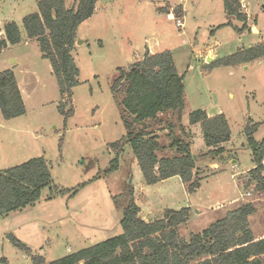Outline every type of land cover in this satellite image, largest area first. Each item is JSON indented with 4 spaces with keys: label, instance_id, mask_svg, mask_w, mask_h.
Returning a JSON list of instances; mask_svg holds the SVG:
<instances>
[{
    "label": "rangeland",
    "instance_id": "1",
    "mask_svg": "<svg viewBox=\"0 0 264 264\" xmlns=\"http://www.w3.org/2000/svg\"><path fill=\"white\" fill-rule=\"evenodd\" d=\"M67 1L71 4V0ZM103 1L107 6L105 18L100 16L101 23L96 16L87 19L79 28V38L74 43L78 46L71 51L79 69V83L73 88L74 114L66 127L57 109L60 101L57 81L37 45L22 42L0 55V68L8 67L16 59L18 65L27 66L35 75L33 81L29 80L31 93L24 103L25 113L10 120L1 118L0 113L4 126L20 130L0 132V170L42 156L52 176V183L41 191L33 205L0 216V259L7 260L0 264H35L10 242L9 234L27 245L33 255L43 257L42 264H48L122 232L121 211L116 209L113 196L123 192L130 178L137 188L145 182L129 144L119 156V168L102 176L115 155L108 143L125 134L110 87L116 68L143 59L146 46L171 50L178 72L184 75L183 116L197 108L222 110L228 117L236 145L233 156L218 161L221 170L208 168L202 173L205 177L198 192L190 198L191 204L198 205H192L187 223L178 225L180 235L188 239L192 233L201 232L222 218L225 211L235 209L232 199L239 191L240 171L255 165L244 126L249 119L258 122L254 138L257 141L264 138V62H253L247 68L220 66L209 73H204L203 66L212 61L211 54L222 57L264 39V0H240L242 11L251 19L257 18L252 23L258 27V33L249 28L239 33L232 26L214 30L226 21L223 0H169L183 4L181 27L175 24V19L157 10L163 5L175 6L166 0ZM36 2L5 0L0 5V17L6 22L12 16L24 33L21 18L37 10ZM11 4L14 9L8 8ZM234 20L241 26L240 21ZM100 37L103 46L97 41ZM206 55L211 61L203 58ZM159 119L163 121L165 115ZM148 124L151 129L162 131V141L168 142L162 122ZM234 172L238 173L233 175ZM245 175L240 179L245 181ZM78 185L82 186L73 195L56 194L53 190L54 186L71 189ZM169 185L162 203L157 200L158 193L153 192L155 205L168 204L174 209L188 206L185 189L174 181ZM253 189H247L251 193L247 198L256 208L249 216V226L254 237L259 238L264 236V193ZM169 195H173L172 200ZM197 209L199 214L195 213Z\"/></svg>",
    "mask_w": 264,
    "mask_h": 264
},
{
    "label": "trees",
    "instance_id": "2",
    "mask_svg": "<svg viewBox=\"0 0 264 264\" xmlns=\"http://www.w3.org/2000/svg\"><path fill=\"white\" fill-rule=\"evenodd\" d=\"M97 1L76 0L75 6L66 8L65 0H37V10L21 18L26 37L37 42L41 56L51 65L60 93L57 109L64 118L65 127L74 114L73 88L79 83V69L71 51L78 26L92 16ZM223 8L227 21L214 30L232 26L241 33L247 28V17L241 9L240 0H223ZM158 11L172 14L175 19L184 15L181 5H167L158 8ZM233 19L243 25L237 28L232 23ZM1 32L0 51L8 45L22 42L20 27L14 20L6 21ZM263 59L264 40L212 60L203 69L204 73H209L215 67H237ZM142 65L144 68H141ZM183 77L170 50L157 53L146 50L140 61L116 68L110 89L119 106L125 134L108 143L115 155L102 171V176L119 168V156L124 146L129 144L145 184L152 185L179 176L187 193L198 190L202 177L196 171L191 152L192 134L182 123L185 109ZM25 111L14 71H0L2 117L12 119ZM160 115H165L163 121L159 119ZM156 120L163 123V130H166L164 137L168 142H163L162 137L151 130L148 122ZM196 123L200 124L203 141L208 147L204 156L209 160L220 158L225 152L220 145L231 136L224 113L209 116L203 109L192 110L189 112V124ZM257 126L258 123L251 119L244 126L255 165L246 172L243 183L245 190L253 187L257 193H264V138L255 140ZM51 183L50 167L42 156L0 170V216L33 205L41 191ZM81 186L71 189L54 186L53 190L56 194L73 195ZM113 200L116 209L121 211L120 234L80 248L48 264H264V236L255 238L249 226V216L256 210L252 202L227 211L206 229L185 239L178 232V225L190 218L189 207L165 209L162 218L145 221L139 216L140 208L135 202L131 183L120 195L113 196ZM8 238L35 264L45 262L43 257L33 255L31 249L12 234ZM0 262L7 263V260L2 258Z\"/></svg>",
    "mask_w": 264,
    "mask_h": 264
},
{
    "label": "crops",
    "instance_id": "3",
    "mask_svg": "<svg viewBox=\"0 0 264 264\" xmlns=\"http://www.w3.org/2000/svg\"><path fill=\"white\" fill-rule=\"evenodd\" d=\"M5 0H0V5L4 2ZM166 1H168L171 5H181L182 6V8H183V4H180L179 2H170L169 0H166ZM68 3V1L67 0H65V6H66V8H71L72 7V5H75V3H76V0H71V4H67ZM164 6V5H163ZM163 6H160V7H163ZM247 6V5H246ZM160 7H158V8H160ZM8 8H10V9H14V7H13V5L11 4V5H9V7ZM158 8H157V10H158ZM246 8V7H245ZM224 9V8H223ZM183 10H184V8H183ZM245 10V9H244ZM106 11H107V6L105 5V2L103 1V0H98L97 2H96V6H95V10H94V13L92 14V16H96L97 18H99V22H100V16L102 17V18H105V14H106ZM185 11V10H184ZM224 13H225V11H224ZM245 14H246V17H247V20H246V25H247V29L249 28L252 32H254V33H258L259 32V29H258V27L256 26V24H254L255 22H256V20H257V18H254V19H251V17H249V14L247 13V12H244ZM169 18H171V19H175L174 17H173V15L172 14H169V13H165ZM91 16V17H92ZM91 17H89V18H91ZM9 19H11V20H14V18L11 16V17H8ZM88 18V19H89ZM182 19V18H181ZM5 18H1L0 17V29L2 30V28H3V24H4V22H5ZM15 21V20H14ZM103 21H105V19H103ZM226 21H227V18H226ZM225 21V22H226ZM235 20L233 19L232 20V23H233V25L234 26H236L237 28H240L242 25H243V23L241 22V26H237L236 24H235V22H234ZM252 21H254V23H252ZM84 22H86V20L85 21H83L79 26H78V28H77V32H76V39H78L79 38V35H78V31H79V28L84 24ZM224 22V23H225ZM101 23V22H100ZM223 24V23H222ZM219 25H221V24H219ZM101 26V25H100ZM107 27H108V24L105 22V25H104V28H106L107 29ZM20 31H21V29H20ZM210 33H213L212 31H210ZM21 35H22V42H23V44H27V43H30V44H36L37 45V42L35 41V40H30V39H28L27 37H26V34H25V32L24 33H22V31H21ZM262 40H264V39H262ZM261 40V41H262ZM76 41V40H75ZM97 41H99V43H100V46H103V42H102V39H101V37L100 38H98V40ZM21 42V43H22ZM80 42H82V41H77V43H80ZM258 42H260V41H258ZM258 42H256V43H258ZM20 43V44H21ZM256 43H254V44H256ZM253 44V45H254ZM13 46H15V45H8L6 48H4L2 51H0V55L1 54H3V53H6V52H9L10 50H11V48L13 47ZM78 46V45H77ZM77 46L75 47V45H74V47H73V49L72 50H75L76 48H77ZM252 46V45H251ZM37 47H38V45H37ZM248 47H250V46H248ZM239 48H242V47H239ZM157 49H159V50H157ZM157 49H153V48H149V47H147L146 46V50H148L150 53H157V52H160V51H163V50H170V49H168V48H164V49H160V48H157ZM145 50V51H146ZM145 51H144V53H145ZM171 51V50H170ZM172 53V52H171ZM208 53L209 54H211L210 53V51H208ZM234 53V52H233ZM230 54H232V53H230ZM144 55V54H143ZM143 55H142V58H143ZM173 55V54H172ZM227 55H229V54H227ZM211 56H212V58H211V60H216V59H218V58H221V57H218V58H215V56H213L212 54H211ZM226 56V55H225ZM74 57V56H73ZM223 57V56H222ZM205 60L206 59H208V55H206L205 57H203ZM173 59H174V57H173ZM75 60V59H74ZM6 62V61H5ZM203 62H204V60H203ZM257 63H262V62H264V59L263 60H261V61H256ZM4 63V62H3ZM8 63V62H7ZM207 63L205 62L204 63V65H206ZM251 63H249V64H244V65H240V66H245L244 68H247L248 67V65H250ZM8 65V67H6V66H4V68H0V71H2V70H5V69H12L13 71H14V73H15V76H16V80H17V84H18V87H19V89H20V92H21V96H22V98H23V101H24V103H25V101L27 100V99H29L30 98V93H31V91L29 90V80L31 79L32 81L34 80V78H35V75L33 74V72H31L30 70H29V68L27 67V66H25V65H18V63L16 62V59L15 60H11V64H7ZM10 65H12L11 67H10ZM179 74H181V73H179ZM182 75V74H181ZM78 81H79V79H78ZM197 109H199V108H197ZM201 109V108H200ZM193 110H195V109H193ZM203 110H205L206 111V113L209 115V116H212V115H215V114H218V113H224L222 110H206V108H204ZM192 111V110H191ZM1 113V112H0ZM224 115H225V117L227 118V120H228V117L226 116V114L224 113ZM1 118H2V115H1ZM13 119V118H12ZM69 119H71V118H69ZM68 119V120H69ZM10 120V119H9ZM67 120V121H68ZM182 122H183V125H185L189 130H190V132H191V134H192V138H191V152H192V154L196 157V159H195V163H196V171H197V173H198V175L200 176V177H202V173L206 170V171H208V168H212V169H215V170H221V168H220V166H219V164H218V161H222L224 158H226L227 156H233V150L235 149V147H236V145H235V142L233 141L234 139V136H233V132H232V130H231V128H230V130H231V136H230V139L228 140V141H226V142H224V143H222L220 146H222V147H224L225 148V152L224 153H222V156L220 157V158H218V159H214V160H209L208 158H206L204 155H205V153H206V151L208 150V147L205 145V143H204V141H203V138H202V132H201V127H200V124L199 123H196V124H193V125H190L189 124V115L187 116V117H184V116H182ZM255 123H258V122H255ZM228 124H229V120H228ZM5 124H3V120L2 119H0V132H3V131H10V132H15V131H17V132H19L20 130L19 129H17V128H8L7 126H4ZM199 126V127H198ZM229 127H230V124H229ZM151 130H153L154 132H156L157 134H159L160 135V133L162 132V131H159V130H155V129H151ZM163 132H166V130H163ZM256 140V139H255ZM242 145H244V143L242 142ZM228 151H230V152H228ZM168 154H170V151H168ZM135 158V157H134ZM232 161V163H234L235 162V160H231ZM135 164H137V161H136V159H135ZM138 165V164H137ZM253 168V167H252ZM249 170V169H248ZM248 170H243V171H240V177H241V175H243V174H245ZM238 172H234L233 173V175L234 174H237ZM204 177H205V175H204ZM204 177H202V179L204 178ZM240 177H239V179H238V185H237V187H238V194L236 195V197L234 198V199H232V203H233V205H235V206H233V208H235V207H238L240 204H242V203H245V202H250L251 200L250 199H248L247 198V192H250V191H247V190H245V185H244V183H243V180L242 179H240ZM171 181H174V183L175 184H180L181 185V187L182 188H184V185H183V183H182V181H181V179H180V177L179 176H172V177H170V178H167V179H165V180H162V181H160V182H157L156 184H152V185H147V184H140V186L137 188V187H135L134 185V198H135V202H136V204L139 206V208H140V211H139V216L143 219V220H145V221H152V220H155V219H158V218H162L163 217V212H164V210L165 209H174V208H172V207H170V206H168V204H163L162 205V207L160 206L159 207V205L162 203L161 201H162V199L164 198V196H165V194H168V192H167V188L169 187L170 188V185H169V183L171 182ZM202 181V180H201ZM167 183V185H165ZM201 185V184H200ZM156 186H160V188H158L157 190H153V188L154 187H156ZM186 191V190H185ZM153 192L155 193V192H157L158 193V197H157V200H158V202H161L159 205H155V203H154V201L152 200V194H153ZM198 192V190H196L195 192H193V193H186V195H185V199H186V201H188V203H189V205L188 206H183V207H189L190 209L193 207L192 205H195V206H197L198 204H191V197L193 196V195H195L196 193ZM249 196H251V193H250V195ZM169 200H172L173 199V195H169ZM219 204H221V203H219ZM208 207H211V206H208ZM180 208H182V207H180ZM180 208H178V209H180ZM230 209H231V207H229ZM192 210V209H191ZM192 212V211H191ZM226 212L227 211H225L224 212V215L226 214ZM195 213L196 214H199L200 213V211L197 209L196 211H195ZM185 223H187V222H185ZM185 223H183V224H185ZM180 225H182V224H180ZM179 225V226H180ZM178 226V227H179Z\"/></svg>",
    "mask_w": 264,
    "mask_h": 264
},
{
    "label": "built area",
    "instance_id": "4",
    "mask_svg": "<svg viewBox=\"0 0 264 264\" xmlns=\"http://www.w3.org/2000/svg\"><path fill=\"white\" fill-rule=\"evenodd\" d=\"M175 24L177 25V26H182L183 25V21H182V19L181 18H178V19H175ZM1 34H2V32L0 31V37H1ZM247 195H250V192H247L246 193Z\"/></svg>",
    "mask_w": 264,
    "mask_h": 264
},
{
    "label": "water",
    "instance_id": "5",
    "mask_svg": "<svg viewBox=\"0 0 264 264\" xmlns=\"http://www.w3.org/2000/svg\"><path fill=\"white\" fill-rule=\"evenodd\" d=\"M208 61H211L209 58H208ZM141 68H144V65L141 66ZM193 158L196 159V157L193 155ZM132 180L131 178L129 179L128 183H130Z\"/></svg>",
    "mask_w": 264,
    "mask_h": 264
}]
</instances>
